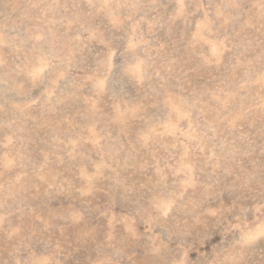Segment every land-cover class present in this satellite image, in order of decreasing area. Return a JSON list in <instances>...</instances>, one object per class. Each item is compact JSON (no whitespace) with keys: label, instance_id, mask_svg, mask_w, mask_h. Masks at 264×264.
I'll return each instance as SVG.
<instances>
[{"label":"rangeland","instance_id":"rangeland-1","mask_svg":"<svg viewBox=\"0 0 264 264\" xmlns=\"http://www.w3.org/2000/svg\"><path fill=\"white\" fill-rule=\"evenodd\" d=\"M0 264H264V0H0Z\"/></svg>","mask_w":264,"mask_h":264}]
</instances>
